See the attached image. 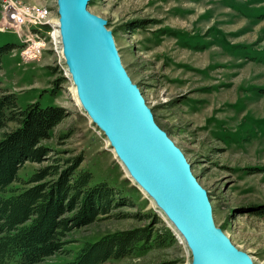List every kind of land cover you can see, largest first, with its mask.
Segmentation results:
<instances>
[{
	"label": "rangeland",
	"instance_id": "374dc122",
	"mask_svg": "<svg viewBox=\"0 0 264 264\" xmlns=\"http://www.w3.org/2000/svg\"><path fill=\"white\" fill-rule=\"evenodd\" d=\"M3 1L0 48L13 49L2 51L0 94L14 93L19 107L38 101L66 112L41 141L48 154L41 162H24L8 189L26 186L32 173L57 159L81 155L78 170L90 171V184L105 181L126 201L112 209L123 217L100 215L73 228L63 238V250L40 264L72 260L87 241L150 225L166 236L164 245L103 264H191L185 240L77 104L52 37L56 0H12L39 17L24 22L18 34L2 27ZM87 9L106 20L121 63L155 122L206 190L215 225L254 264H264V216L251 209L264 204V0H90ZM32 39L40 48L30 47Z\"/></svg>",
	"mask_w": 264,
	"mask_h": 264
},
{
	"label": "water",
	"instance_id": "95a60500",
	"mask_svg": "<svg viewBox=\"0 0 264 264\" xmlns=\"http://www.w3.org/2000/svg\"><path fill=\"white\" fill-rule=\"evenodd\" d=\"M90 0H56L62 54L82 109L103 131L131 179L183 236L191 264H254L216 227L206 190L158 126L121 64L106 20ZM171 224V225H172Z\"/></svg>",
	"mask_w": 264,
	"mask_h": 264
},
{
	"label": "trees",
	"instance_id": "16d2710c",
	"mask_svg": "<svg viewBox=\"0 0 264 264\" xmlns=\"http://www.w3.org/2000/svg\"><path fill=\"white\" fill-rule=\"evenodd\" d=\"M6 49L13 45L0 48V61ZM65 114L63 107L41 106L38 101L19 107L14 93L0 94V130L6 129L0 137V264H40L63 250V238L73 228L100 215L124 216L112 209L125 205V197L105 181L90 184V171L78 170L81 155L57 159L32 173L26 186L8 189L24 162H41L48 154L41 141ZM251 209L264 216V204ZM154 233L150 225L105 234L85 242L72 260L58 264H103L164 245L166 236Z\"/></svg>",
	"mask_w": 264,
	"mask_h": 264
},
{
	"label": "built area",
	"instance_id": "2783aa9c",
	"mask_svg": "<svg viewBox=\"0 0 264 264\" xmlns=\"http://www.w3.org/2000/svg\"><path fill=\"white\" fill-rule=\"evenodd\" d=\"M3 18L5 23L3 24V28L9 27L13 29L17 34L21 33V25L24 24L28 19L39 18L36 14L30 9H26L25 7H21L17 5L12 0H4L3 1ZM25 36L32 37V34H25ZM38 47V45L32 39V45L30 47Z\"/></svg>",
	"mask_w": 264,
	"mask_h": 264
},
{
	"label": "bare ground",
	"instance_id": "6f19581e",
	"mask_svg": "<svg viewBox=\"0 0 264 264\" xmlns=\"http://www.w3.org/2000/svg\"><path fill=\"white\" fill-rule=\"evenodd\" d=\"M88 10V9H87ZM36 19H39V18H36ZM51 23H55V30H54V32L52 33V37H53V40H54V43H55V45L57 46V48L59 49V52H60V54H62V47H61V40H60V32H59V26H58V24H59V22L58 21H51ZM112 36H113V34H112ZM113 39H114V37H113ZM114 43H115V41H114ZM116 46V45H115ZM117 49V48H116ZM117 52H118V50H117ZM118 54H119V52H118ZM62 56H63V54H62ZM119 57H120V55H119ZM122 64V63H121ZM123 65V64H122ZM67 69V68H66ZM67 72H68V70H67ZM68 74H69V72H68ZM128 74V73H127ZM70 75V74H69ZM129 76V75H128ZM73 89H74V92L76 93L75 94V100H76V102H77V104H79V105H81L80 104V101H79V99H78V96H77V92H76V87L74 86L73 87ZM145 104H146V102H145ZM147 105V104H146ZM114 149V148H113ZM115 151V150H114ZM116 153V152H115ZM117 155V154H116ZM119 158V157H118ZM121 161V160H120ZM122 162V161H121ZM124 165V164H123ZM126 168V167H125ZM127 170V169H126ZM127 173H128V171H127ZM130 176V175H129ZM131 177V176H130ZM152 199V198H151ZM153 200V199H152ZM164 214V213H163ZM173 225V224H172ZM216 226V225H215ZM217 227V226H216ZM176 229V228H175ZM177 230V229H176ZM178 234L180 235V237L184 240V238H183V236L178 232ZM248 254V253H247ZM249 255V254H248ZM250 256V255H249Z\"/></svg>",
	"mask_w": 264,
	"mask_h": 264
}]
</instances>
